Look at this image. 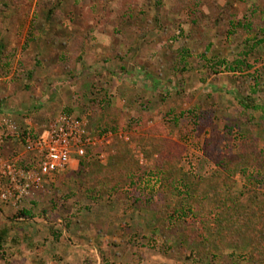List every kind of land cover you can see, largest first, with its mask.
<instances>
[{"label":"rangeland","instance_id":"374dc122","mask_svg":"<svg viewBox=\"0 0 264 264\" xmlns=\"http://www.w3.org/2000/svg\"><path fill=\"white\" fill-rule=\"evenodd\" d=\"M262 20L264 0H0V115L9 116L21 132L31 133L43 131L61 113L85 116L90 129L97 132L105 123L97 117L90 122V117L99 114L100 104L109 102L127 112L126 121L138 125L135 134L111 131L127 134L128 140L116 139L106 150L105 163L98 166H106L122 146L126 159L133 161L131 168L143 176L135 191L131 185L126 187L129 195L159 199L162 187L153 172L158 171L161 158L171 163L168 168H176L174 176L191 172L208 178L214 166L203 156L204 140L213 138L224 155L240 152L234 134L227 142L222 139L229 119L242 111L238 90L259 99L251 124L259 145H264V92L252 95L249 89L252 78L264 68V41L255 42L262 36ZM221 61L237 68L234 72L224 69L218 64ZM243 61L248 65H236ZM13 151L21 152L15 142L1 147L4 157ZM76 169L72 161L66 170ZM65 177L68 185L58 183L55 176L45 186L42 193L48 197L38 205L46 213L38 210L40 218L58 210L75 214L68 195L81 194L75 192L82 187ZM117 179L120 184L124 180ZM230 180V193L242 203L256 191H250L239 173ZM69 184H75L76 191ZM109 184L105 181L103 188ZM104 192H97L89 203L121 207L120 230L131 234L127 221L136 230L129 241H134L132 248L126 243L109 248L113 262L131 260L140 253L142 264H198L192 256L175 255L174 242L155 232L161 214L120 206ZM165 203L173 206L176 201L167 195L159 204ZM23 208L0 203V231L8 232L0 247V264H34L39 258L31 248L16 252L8 242L11 238L17 247L29 245L20 222L10 228ZM90 228L91 240L110 235L104 226ZM41 239L37 245L45 247L48 241ZM61 242L68 243L65 238ZM235 254L244 263L249 250ZM60 256L58 263L67 264L64 254Z\"/></svg>","mask_w":264,"mask_h":264},{"label":"trees","instance_id":"16d2710c","mask_svg":"<svg viewBox=\"0 0 264 264\" xmlns=\"http://www.w3.org/2000/svg\"><path fill=\"white\" fill-rule=\"evenodd\" d=\"M261 24L262 36L255 39L257 44L264 41V20ZM253 50L250 48L251 54L255 55ZM243 63L248 65L244 61L236 62V65L241 66ZM218 64L231 72L237 68L230 67L225 61ZM249 89L252 95L264 92V68L258 77L252 78ZM237 92L241 95L238 102L242 111L238 117L229 119L222 139L227 142L230 134H234L233 139L236 137L241 144L240 152L224 155L213 138L204 140L203 156L214 166V171L208 178H198L191 172L180 177L174 176L176 168H168L171 163L164 157L159 162L158 171L155 174L153 172L155 181H159L162 187V197L154 200L141 199L134 192L129 195L130 189L126 187L131 185L135 191L143 176L140 177L131 168L133 161L126 159L127 151L123 152L122 146L118 145L120 147L116 146L117 150L106 166H98L100 162L97 154L87 151L84 157L77 160L76 170H64L56 174L57 182L68 185L65 184L66 175L78 182L82 189L78 188L76 191L75 184H69V187H73L71 189L82 196L86 194L90 200H94L96 193L104 189L103 194L114 197L120 206L153 214L158 212L161 215L159 221L155 222V232L162 239L168 238L174 242L173 253L181 259L192 256L198 264H264V145H259L251 124V112H256L260 103L258 98H252L248 93L246 95L242 89ZM92 104H97V101L93 100ZM99 108V114L94 113L90 122L95 117L102 120L105 124L99 126L100 131L125 130L135 134L138 124L131 119L126 121L127 112L116 109L109 102L100 104ZM112 165L115 167L111 168ZM235 173L242 175L246 184L251 187L250 191L256 190L250 192L243 203L240 197L230 193V179ZM118 177L124 179L121 184L117 183ZM105 181L110 183L107 188H103ZM125 188L127 190L124 193L122 190ZM167 195L175 199V205L159 204ZM45 213L41 212L42 215ZM17 214L16 219L32 216L24 210ZM6 234L7 230L0 231V247ZM241 249L249 250L247 262L241 263L239 256L235 254Z\"/></svg>","mask_w":264,"mask_h":264},{"label":"built area","instance_id":"2783aa9c","mask_svg":"<svg viewBox=\"0 0 264 264\" xmlns=\"http://www.w3.org/2000/svg\"><path fill=\"white\" fill-rule=\"evenodd\" d=\"M127 141L125 133L93 132L87 117L59 114L41 132L20 131L9 116L0 115V203L18 209L32 193L42 192L58 172L69 168L87 151L105 163L106 150L115 140ZM15 142L21 152L1 154L5 143Z\"/></svg>","mask_w":264,"mask_h":264},{"label":"crops","instance_id":"0c3cea01","mask_svg":"<svg viewBox=\"0 0 264 264\" xmlns=\"http://www.w3.org/2000/svg\"><path fill=\"white\" fill-rule=\"evenodd\" d=\"M47 197L48 195L46 193H32L23 204L24 211L30 212L32 216L29 215L27 219L12 221V227H10L12 229L16 222L21 223L29 244L25 245L21 243V246L17 247V245H15L16 241L11 242L12 240L9 238V245L15 249L16 252L26 253L27 250L31 248L30 251L32 254L34 253L39 256V258H37L38 261H33L34 264H59L61 258L60 254H64L67 264H102L103 261L104 264H142L140 253H138L139 256H135V254L132 255L130 258L131 260H129L128 257L127 259H119V263L113 262L111 260L112 256H109V248L111 247L120 248L124 243L131 248L134 246V241L131 243L129 242L132 235H134L133 233L136 231L132 226V222L127 221L129 223L128 227H130L128 233L131 234H124V232L120 230V225L121 223L123 224V222L120 221V214H123L120 210L121 207L118 206L119 208L110 209L108 206H100L99 208L98 205L89 203L91 201L86 194L83 196L80 194H70L68 195V201L74 202L70 203V207H73L75 204V214H72V210L71 213L63 215L59 212L60 210H58V212L55 213L54 211L49 212L50 215L42 219L38 214L36 215V212L41 210L39 209V202L45 200V198L47 199ZM41 211H46V209H42ZM129 213H132V211H129ZM38 226H40V229ZM91 226H104L107 230L106 232L109 231L110 235H102L99 237L98 241L96 239L91 240ZM39 235L44 238L41 239L42 237H39ZM146 236L148 237V234H146ZM87 237L89 239H87ZM64 238L67 239L68 243L61 242ZM40 239L46 242L48 241L45 247H38L37 244ZM57 239L60 241H57ZM142 240L144 242H149L148 238H143ZM93 243L97 245L94 246ZM99 247L101 248L98 249ZM55 252L58 253L56 254ZM99 252H102V254L100 255ZM55 260H57V262Z\"/></svg>","mask_w":264,"mask_h":264}]
</instances>
